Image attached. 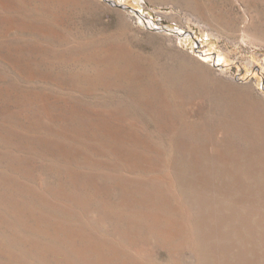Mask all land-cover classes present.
<instances>
[{
    "label": "rangeland",
    "instance_id": "374dc122",
    "mask_svg": "<svg viewBox=\"0 0 264 264\" xmlns=\"http://www.w3.org/2000/svg\"><path fill=\"white\" fill-rule=\"evenodd\" d=\"M253 114L264 0H0V264H264Z\"/></svg>",
    "mask_w": 264,
    "mask_h": 264
},
{
    "label": "bare ground",
    "instance_id": "6f19581e",
    "mask_svg": "<svg viewBox=\"0 0 264 264\" xmlns=\"http://www.w3.org/2000/svg\"><path fill=\"white\" fill-rule=\"evenodd\" d=\"M204 79V78H203ZM187 80V79H186ZM205 82V81H204ZM186 84V83H185ZM184 84V85H185ZM183 85V86H184ZM187 85V84H186ZM182 87V86H181ZM205 87V86H204ZM183 88V87H182ZM187 88V87H186ZM183 89H185V87L183 88ZM179 90H180V88H179ZM178 90V91H179ZM182 90V89H181ZM180 90V91H181ZM189 90H191V89H188V90H184V92H187V91H189ZM179 91V92H180ZM183 94H185V93H183ZM206 94H208V93H206ZM134 95V94H133ZM150 95V94H149ZM209 96V95H208ZM184 97V96H183ZM206 97V96H205ZM130 98V97H129ZM153 98V97H152ZM182 101V100H181ZM129 105V104H128ZM181 106H183V105H181ZM169 107V106H168ZM140 109H142V108H140ZM143 111V110H142ZM215 111H218V109L217 110H215ZM221 112V111H220ZM169 113H170V111H169ZM217 114V113H216ZM215 114V115H216ZM254 115V114H253ZM214 116V115H213ZM223 116H225V115H223ZM259 116V115H258ZM257 116V114H256V116L254 115L253 116V118L249 121V120H244L243 118L240 120V123L239 124H242L243 125V127L241 128V126L239 125V124H236V123H233L230 127L228 126V121L226 122L227 124H225L224 126H225V129H226V134H228V136H229V134L230 133H233L234 132V128H236V127H240L241 129H242V131H243V135L244 136H248V135H250L251 136V133H253L254 132V134L255 135H257L258 136V138H262L263 139V144H264V120L263 119H260L259 117ZM185 117V116H184ZM216 118V117H215ZM221 118H223L222 116H221ZM225 119H226V117H224ZM220 119V118H219ZM248 119H249V117H248ZM187 120H189V119H187ZM210 120H212V118H210ZM215 120L216 119H214V123H215ZM222 120V119H221ZM205 121V120H204ZM208 121V120H207ZM219 121V120H218ZM217 121V122H218ZM230 119H229V124H230ZM212 122V121H211ZM210 122V123H211ZM232 122H234V121H232ZM202 123V122H201ZM209 123V122H208ZM224 123V122H223ZM184 125V124H183ZM199 125V124H198ZM209 126H210V124H208ZM212 125V124H211ZM220 125H222V124H220ZM201 126V125H200ZM205 126V125H204ZM207 126V125H206ZM219 126V125H218ZM171 127H174V126H171ZM199 127V126H198ZM213 127H214V125H213ZM212 127V128H213ZM177 128V127H176ZM197 128V127H196ZM219 128V127H218ZM201 129H202V127H201ZM205 129H206V127H205ZM238 129V128H237ZM204 130V129H203ZM208 129H206V132H208L207 131ZM216 130V129H215ZM239 130V129H238ZM201 131V130H200ZM212 132H213V130H211ZM225 131V130H224ZM200 133V132H199ZM222 133V132H221ZM241 133V132H240ZM208 134V133H207ZM253 134V135H254ZM158 135V134H157ZM198 135V134H197ZM201 135V134H200ZM210 135V134H209ZM242 135V134H241ZM161 136V135H160ZM180 136V135H179ZM223 138V137H222ZM226 138V137H225ZM228 138V137H227ZM245 138V137H244ZM239 139V138H238ZM252 139V138H251ZM255 139V138H254ZM229 140V139H228ZM231 140V139H230ZM246 141V140H245ZM248 141V140H247ZM214 141H212V143H213ZM223 142H224V139H223ZM211 143V142H210ZM211 143V144H212ZM225 144H226V142H224ZM223 143V144H224ZM229 143V142H228ZM233 143V142H232ZM231 143V144H232ZM175 144H176V142H175ZM220 144H222V143H220ZM257 144V143H256ZM213 145H214V143H213ZM216 145V144H215ZM214 145V146H215ZM217 145H219V144H217ZM227 146H228V144H226ZM233 145V144H232ZM222 146V145H221ZM221 146H220V148H221ZM225 146V145H224ZM180 147V146H179ZM204 147V146H203ZM216 147V146H215ZM223 147V146H222ZM229 147H227L226 149H228ZM261 148V147H260ZM217 147H216V150L215 151H217ZM223 148H221V150H222ZM225 149V150H226ZM236 149V148H235ZM220 150V149H219ZM229 150H231V149H229ZM228 150V151H229ZM239 149L237 148V150L236 151H238ZM250 151H252V150H250ZM231 152V151H230ZM233 152V151H232ZM239 152H241V151H239ZM261 152H262V154L264 155V148L261 150ZM217 153V152H216ZM229 152H227L226 153V155L228 154ZM233 153H235V151L233 152ZM238 153V152H237ZM237 153H235V155H237ZM219 154V153H218ZM218 154H217V156H218ZM261 155V154H260ZM259 155V156H260ZM227 156H229V155H227ZM231 156V155H230ZM262 156V155H261ZM242 157V156H241ZM198 158V157H197ZM216 158V157H215ZM219 158H220V155H219ZM235 158V157H234ZM236 159V158H235ZM224 160V159H223ZM237 160V159H236ZM259 160H261V159H259ZM258 160V161H259ZM228 161V160H227ZM264 161V160H263ZM239 164H240V162H239ZM210 168V167H209ZM260 169V168H259ZM239 170V169H238ZM246 170H248V169H246ZM242 173V172H241ZM253 174V173H252ZM233 175V174H232ZM239 176V175H238ZM252 176V175H251ZM239 178V177H238ZM237 178V179H238ZM249 179V178H248Z\"/></svg>",
    "mask_w": 264,
    "mask_h": 264
}]
</instances>
